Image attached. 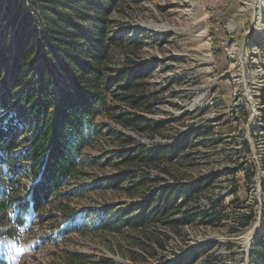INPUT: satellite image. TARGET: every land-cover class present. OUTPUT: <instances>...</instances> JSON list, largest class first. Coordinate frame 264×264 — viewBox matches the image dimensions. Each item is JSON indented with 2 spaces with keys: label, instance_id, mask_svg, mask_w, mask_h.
I'll return each mask as SVG.
<instances>
[{
  "label": "rangeland",
  "instance_id": "obj_1",
  "mask_svg": "<svg viewBox=\"0 0 264 264\" xmlns=\"http://www.w3.org/2000/svg\"><path fill=\"white\" fill-rule=\"evenodd\" d=\"M106 11L107 33L139 45L129 53L132 90H113L137 107L110 100L79 173L42 218L28 217L20 237L0 233V258L260 264L250 255L264 246V0H118ZM2 14L0 45L8 36ZM116 60L114 77L126 64L121 51ZM167 185L175 188L161 204L156 196L146 226L130 228V206ZM133 252L143 259L134 262Z\"/></svg>",
  "mask_w": 264,
  "mask_h": 264
},
{
  "label": "trees",
  "instance_id": "obj_2",
  "mask_svg": "<svg viewBox=\"0 0 264 264\" xmlns=\"http://www.w3.org/2000/svg\"><path fill=\"white\" fill-rule=\"evenodd\" d=\"M99 1L37 0L30 6L25 0H0L8 30L0 45V227L4 229L0 233L4 236L20 237L28 217H41L79 173L85 149L101 133L97 119L110 113L111 99L137 107L139 100L130 94L117 96L113 90H132L129 53L139 45L117 43L107 33L106 9L118 0ZM119 51L126 64L114 77ZM260 98L264 101V90ZM151 155L153 161L157 152ZM246 179L245 187L251 178ZM171 188L175 186L167 185L142 204L131 205L130 228L142 230L156 196L161 204ZM256 218L255 212L250 213L244 225ZM262 243L250 255L260 264H264ZM136 245L145 250L142 241ZM157 255L154 250L153 256ZM131 257L134 262L143 259L137 252ZM0 264L8 263L0 258Z\"/></svg>",
  "mask_w": 264,
  "mask_h": 264
}]
</instances>
